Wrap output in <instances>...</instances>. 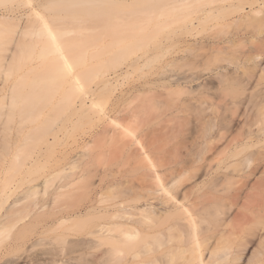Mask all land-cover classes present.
Listing matches in <instances>:
<instances>
[{
	"label": "bare ground",
	"instance_id": "1",
	"mask_svg": "<svg viewBox=\"0 0 264 264\" xmlns=\"http://www.w3.org/2000/svg\"><path fill=\"white\" fill-rule=\"evenodd\" d=\"M93 1L68 0L65 6L69 10L79 7L86 19L109 24L114 19L112 9L97 6ZM186 1L175 0L185 10ZM149 2L144 1L148 14L156 11L161 16L176 10L170 6L157 10ZM193 2L196 7L180 17L184 29L189 24L197 28L205 18L203 13L209 15L230 8L241 12L246 7H250V12L238 16L242 25L239 31L208 42L212 50L225 52L223 64L178 76L179 80L191 83L190 139L185 150H175L170 158L152 160L147 145L139 141L140 147H137L127 142L122 148L128 156L127 162L139 153L147 161L130 169L116 163L115 168L99 176L98 184H89L91 195L84 207L89 217L79 221L87 225L94 219L93 229H87L84 234L93 236L98 264H241L242 247L252 236L257 237V243L247 264H264V0ZM49 3L50 0H42L26 9L21 6L0 9L3 71H16L13 63L20 60L19 51L27 46L29 33L45 35L44 55L57 54L56 62L36 70L30 78H19L14 95L9 96V105L18 107L23 118L30 121L40 118L59 93L64 94L59 100L63 108L70 106L75 113L88 112L100 104L95 90L81 91L84 84L80 75L87 80L96 72H72L74 61L80 58L84 61V49L80 55L64 54L67 45L60 36L66 32L52 28L45 13ZM111 34L121 42L123 36L136 35L137 31L115 27ZM198 34H194L195 38ZM196 41L203 48L202 37ZM83 43L95 42L90 39ZM113 64L112 59L107 60L100 68L108 69ZM108 75L102 78L104 87L111 82ZM77 94L80 96L76 100ZM184 102L180 101L177 109ZM138 117L136 111L134 121ZM108 127L104 125L97 135L114 137L115 129ZM57 137L55 131L53 140L44 138V143L49 146ZM222 142L228 150L212 164L205 155L217 152ZM100 155L105 157L107 151L102 150ZM130 172L138 175L133 177ZM57 173L58 170L52 171L50 178ZM235 173L240 177L238 183L230 181ZM257 174L260 178L251 183L250 178ZM85 176L86 173L80 177ZM229 182L231 185H226ZM118 185L124 186V194L119 199H106L103 190ZM217 204L226 208H219ZM234 206L238 210L229 213ZM68 220L69 217H63L60 222Z\"/></svg>",
	"mask_w": 264,
	"mask_h": 264
},
{
	"label": "rangeland",
	"instance_id": "2",
	"mask_svg": "<svg viewBox=\"0 0 264 264\" xmlns=\"http://www.w3.org/2000/svg\"><path fill=\"white\" fill-rule=\"evenodd\" d=\"M41 1L0 0V9L10 6L26 9ZM67 1L50 0L45 13L55 31L66 32L60 36L67 45L64 54L80 55L84 49V61L81 58L74 61L72 72H96L87 80L80 75L84 84L81 91L95 90L100 104L88 112L75 113L70 106L63 108L59 100L64 94L59 93L34 121L25 120L18 107L9 105V96L14 95L19 78H30L36 70L57 61L56 53H42L47 42L43 33L27 35V46L32 50L26 46L19 51L20 60L13 63L15 72L6 73L0 67V87L3 86L0 92V264H98L93 236L84 234L87 229H93L94 219L87 225L79 221L89 217L84 208L91 195L89 184H98L99 176L115 168L116 163L130 169L145 162L147 158L142 153L129 157L127 162L128 156L122 149L127 142L137 147H140L139 141L147 145L152 160L170 158L175 150H185L190 139L191 83L179 80L178 76L223 64L225 52L212 50L208 42L239 31L242 25L238 16L250 12V7H246L241 12L230 8L209 15L203 13L205 18L197 28L189 24L184 29L180 17L196 7L193 0L186 1V10L175 0H94L95 5L112 9L114 19L108 27L105 21L86 19L79 7L67 9ZM144 1H150L157 10L161 6L176 7V10L161 16L156 11L148 14ZM229 22L233 24L225 25ZM115 27L135 28L137 34L123 36L119 42L111 34ZM197 33L196 38L204 40L203 48L196 41L194 34ZM90 39L95 43H83ZM199 53L207 55L200 57L196 55ZM111 59L114 64L110 68H100ZM106 74L111 76V82L104 87L102 78ZM180 101L185 102L177 109ZM86 103H90L88 99ZM136 111L139 117L134 121ZM104 125L114 128L116 135L112 138L97 135ZM55 131L57 139L46 146L44 138L52 141ZM219 145L217 152L205 155L212 164L228 150L224 142ZM104 149L107 155L102 157L100 152ZM54 170L58 173L50 178ZM84 173L86 176L82 179L80 176ZM260 176L251 177V183ZM230 179L240 182L236 173ZM123 188L118 185L104 189V197L119 199L124 194ZM217 206L226 208L222 204ZM237 210L234 206L229 213ZM63 217L69 220L61 223ZM250 239L242 247L241 264H247L255 252L257 237Z\"/></svg>",
	"mask_w": 264,
	"mask_h": 264
}]
</instances>
